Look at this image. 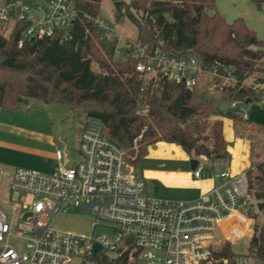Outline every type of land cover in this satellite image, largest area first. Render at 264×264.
<instances>
[{
  "label": "built area",
  "instance_id": "2783aa9c",
  "mask_svg": "<svg viewBox=\"0 0 264 264\" xmlns=\"http://www.w3.org/2000/svg\"><path fill=\"white\" fill-rule=\"evenodd\" d=\"M77 15L75 0H0V31L8 36L21 25L17 43L23 47L67 29ZM93 20L106 34L120 37L109 21ZM125 40L144 85L167 78L210 94L236 87L249 90L251 99L264 98V73L239 76L230 66L205 67L193 55L178 58L161 46ZM244 103L231 100L232 113L245 118L238 109ZM103 128L99 118L86 117L79 158L57 148L50 173L16 167L4 190L0 171V264H215L221 259L228 264L217 253L249 226L248 171L222 170L220 183L194 199L155 198L145 193V179ZM202 168L199 162L196 177ZM79 206L96 214L90 234L54 226L58 214ZM97 226L109 232H95ZM13 238L25 240L21 251L10 244ZM97 244L101 249L95 253Z\"/></svg>",
  "mask_w": 264,
  "mask_h": 264
},
{
  "label": "trees",
  "instance_id": "16d2710c",
  "mask_svg": "<svg viewBox=\"0 0 264 264\" xmlns=\"http://www.w3.org/2000/svg\"><path fill=\"white\" fill-rule=\"evenodd\" d=\"M112 1L115 20L129 18L137 29L135 38L143 44L161 46L178 58L193 55L205 67L216 62L221 67L230 66L239 76L264 73V39L243 17L228 21L218 9V0ZM252 2L258 8L264 4V0ZM75 3V20L51 38L19 47L21 25L8 36L0 31V107L26 109L28 101L34 100V104L41 101L82 110L86 117L102 121L104 133L121 145L136 167L148 146L159 140L178 142L192 156L227 159V154H210L226 145L215 93L167 78L144 85L135 71L137 59L132 51H127L124 60H114L119 37L106 34L107 30L94 22L101 0ZM93 62L99 71L92 68ZM219 95L229 101L247 100L251 92L229 87ZM211 115L218 118L209 121ZM222 115L234 120L239 136L251 142L257 135L258 141L264 139L262 127L232 113L230 107ZM255 170L260 173L253 175L254 169L248 172L250 187L262 198L264 163ZM260 205L264 207V201ZM252 208L251 203V217ZM231 248L227 242L217 256L228 259V264L246 256L264 261V229L259 231L258 225L254 226L245 257ZM215 264L224 262L221 259Z\"/></svg>",
  "mask_w": 264,
  "mask_h": 264
},
{
  "label": "rangeland",
  "instance_id": "374dc122",
  "mask_svg": "<svg viewBox=\"0 0 264 264\" xmlns=\"http://www.w3.org/2000/svg\"><path fill=\"white\" fill-rule=\"evenodd\" d=\"M219 7L223 8V10L228 13L233 14L234 12L238 11L246 14V21H248L251 26L255 27L258 37L264 39V4L261 8H258L256 4L252 2V0H248V2L242 0H219L218 8ZM98 15L100 18L114 23L113 27H115V29L120 34L114 60H124L128 51L125 38L128 37L135 39L137 35L136 26L127 17L121 20H115V6L112 0H101ZM240 17L245 19L244 16ZM92 68L96 71L100 70L96 62L92 63ZM34 102V100H29L26 105L32 106L34 105ZM214 103L217 111L219 112V116H221L224 120L225 134L229 138L233 133L231 118L223 116L222 114L226 113L230 107V101L222 98L219 93H215ZM63 107L64 109H23V112L28 113V117L26 114L24 115L27 117V119H29L30 122H35L37 119H45V125L46 123L48 126L49 124L53 125L52 131L54 132L59 145H61L62 148L69 149L74 153L76 158H79V155L77 154L78 143L80 139L79 130L87 115L82 110H73L69 106ZM238 109L243 112L244 117L248 119L251 124L262 127L264 131V98H253L252 101L244 103L238 107ZM217 118L218 116L211 115L209 117V121H214ZM258 137L259 135H257L255 138L256 140H252V147H255L259 143ZM158 142H163L161 145H163L162 147L164 148L166 147L165 142L170 143L169 141L159 140L150 144L147 148L146 154L141 159L140 165L136 167L137 174L145 179V193L152 197L161 199L183 197V195H181V193H183L181 188L176 184V176L172 172H169L165 167L166 159L161 158L144 162V157L149 154L151 146L154 147L153 145H156L155 147L159 148V145L156 144ZM206 142L209 143L208 141ZM31 160L36 162L34 157H31ZM153 165L154 167L151 168ZM36 170L46 173L52 172L51 170ZM258 173H260V171L254 170L253 175ZM8 187V184L4 183V190H7ZM16 198L17 196L14 195V199L12 198L11 201H15ZM263 201L264 197L259 198L257 191L255 190L252 195L253 217L250 216L249 226L245 232L238 234L230 242L232 247L231 249L242 257H245L249 251V244L252 234L254 233V226L258 225L259 231L264 229V207H261L260 205V203H263ZM3 208L6 207L3 206ZM7 213L9 216L11 215L9 210H7ZM95 217L96 214L94 212L87 211L81 206L74 207L69 212L58 214L54 221V226L65 231H72L79 234H90L92 232V225ZM95 232L106 233L109 232V229L105 226H97L95 228ZM10 244L18 251H21L24 248L25 240L21 238H13L10 241ZM237 262H240V264H264V261L249 256H246L245 261L240 259Z\"/></svg>",
  "mask_w": 264,
  "mask_h": 264
},
{
  "label": "crops",
  "instance_id": "0c3cea01",
  "mask_svg": "<svg viewBox=\"0 0 264 264\" xmlns=\"http://www.w3.org/2000/svg\"><path fill=\"white\" fill-rule=\"evenodd\" d=\"M242 1L248 2V0ZM218 9L221 13L224 12L223 14L228 21H233L240 16H244L245 21L247 20L244 13L237 11L232 14L224 11L221 7ZM246 23L255 29L248 21ZM27 107L26 109H64L61 105L41 101ZM24 114L28 117V113L23 112V109L0 107V171H4V183H7L8 186L11 181V174L16 167L53 171L57 165L55 151L57 148H62L52 131L53 125L49 124L48 126L47 123L45 125V119L30 122ZM84 122H82L79 130L80 134ZM231 122L233 133L229 138L225 134L224 128L226 145L210 152L211 157L227 154L228 157L225 160H212L207 155L192 156L179 143L165 142L166 147L164 148L161 145L163 142H158L156 144L159 145V148H156V145L150 147V152L144 157V162L166 159V169L176 176V184L183 192L181 193L183 197L170 199L197 198L203 191H207L220 183L222 170L228 169L233 172L247 170L249 172L252 169L255 170L257 165L264 163V141L260 140L255 147H252L250 139L241 137L236 133L232 118ZM217 150L220 152L216 153ZM31 157H34L36 162H33ZM192 157H197L202 164L200 177L195 176V169L191 167L190 160ZM153 167L154 165L151 168Z\"/></svg>",
  "mask_w": 264,
  "mask_h": 264
},
{
  "label": "water",
  "instance_id": "95a60500",
  "mask_svg": "<svg viewBox=\"0 0 264 264\" xmlns=\"http://www.w3.org/2000/svg\"><path fill=\"white\" fill-rule=\"evenodd\" d=\"M33 39H34V38H33ZM250 100H251V98L248 97V99L246 100V103L249 102ZM111 141H112L113 144H115L118 148H121V145H120L117 141H115L114 139H111ZM190 162H191V167H192L193 169H196L197 166H198V164H199V162H200V160H199L197 157H192L191 160H190ZM100 249H101V245L97 244L96 247H95V253H96L98 250H100Z\"/></svg>",
  "mask_w": 264,
  "mask_h": 264
}]
</instances>
